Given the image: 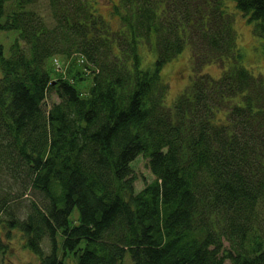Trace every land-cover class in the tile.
<instances>
[{"label": "trees", "instance_id": "16d2710c", "mask_svg": "<svg viewBox=\"0 0 264 264\" xmlns=\"http://www.w3.org/2000/svg\"><path fill=\"white\" fill-rule=\"evenodd\" d=\"M233 1L119 0L114 29L98 0H0L2 262L18 235L36 264H264V77L235 21L264 35V0Z\"/></svg>", "mask_w": 264, "mask_h": 264}, {"label": "rangeland", "instance_id": "374dc122", "mask_svg": "<svg viewBox=\"0 0 264 264\" xmlns=\"http://www.w3.org/2000/svg\"><path fill=\"white\" fill-rule=\"evenodd\" d=\"M226 5L229 2L231 3V8L235 9L233 5V0H225ZM233 1V2H232ZM119 0H98V12L106 18L111 26L116 29L120 25L119 17L117 14H114L113 6L117 4ZM236 28L239 31V45L242 51L245 50V57L247 63L244 59V64L247 65L255 74H260L264 77V35H255L252 29V23L248 22L246 17H244L240 12H236ZM15 30H0V41L4 44L5 51H9L10 49V40L15 33ZM143 55V65L147 67H153L154 61L156 58V50L152 47L142 48ZM191 52L189 47L180 53L176 58L169 61L162 71L164 78L169 81L170 89L166 98V101L169 105H171L177 96L182 92L186 84L189 83L191 77ZM189 57V61H188ZM58 62L62 61L61 58H57ZM189 64V67H188ZM214 64H207L204 67V70L209 72L213 76H217L215 74V67L212 66ZM57 70L63 72V67H59L57 64ZM209 69V70H208ZM212 69L213 71H211ZM67 73L66 70H64ZM63 72V73H64ZM188 80V81H187ZM186 83V84H185ZM132 167L134 169V173L137 175V180L135 181V189L140 190L145 181H151L154 178V175L150 168L147 165V159L143 154L138 155L132 161ZM35 196V195H34ZM73 216L76 219L79 216L78 209H74ZM11 250L4 256L3 262L1 261L0 255V264H12L19 263L25 264L29 261L32 263L36 262V259L33 253L26 247H22L21 239L18 235L12 237L10 241ZM62 250V248H61ZM62 252V251H61ZM129 262L130 256H127ZM68 264H76V258L73 255H69L67 257Z\"/></svg>", "mask_w": 264, "mask_h": 264}, {"label": "built area", "instance_id": "2783aa9c", "mask_svg": "<svg viewBox=\"0 0 264 264\" xmlns=\"http://www.w3.org/2000/svg\"><path fill=\"white\" fill-rule=\"evenodd\" d=\"M58 62V61H57Z\"/></svg>", "mask_w": 264, "mask_h": 264}]
</instances>
